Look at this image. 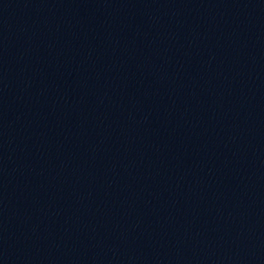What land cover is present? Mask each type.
I'll return each mask as SVG.
<instances>
[{
	"label": "water",
	"instance_id": "1",
	"mask_svg": "<svg viewBox=\"0 0 264 264\" xmlns=\"http://www.w3.org/2000/svg\"><path fill=\"white\" fill-rule=\"evenodd\" d=\"M150 264H264V0H82Z\"/></svg>",
	"mask_w": 264,
	"mask_h": 264
}]
</instances>
